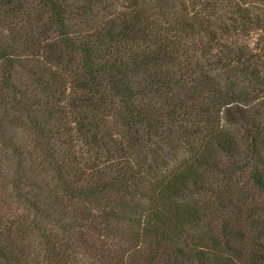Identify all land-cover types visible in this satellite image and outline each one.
<instances>
[{
    "label": "trees",
    "instance_id": "16d2710c",
    "mask_svg": "<svg viewBox=\"0 0 264 264\" xmlns=\"http://www.w3.org/2000/svg\"><path fill=\"white\" fill-rule=\"evenodd\" d=\"M259 2L0 0V264H264Z\"/></svg>",
    "mask_w": 264,
    "mask_h": 264
},
{
    "label": "rangeland",
    "instance_id": "374dc122",
    "mask_svg": "<svg viewBox=\"0 0 264 264\" xmlns=\"http://www.w3.org/2000/svg\"><path fill=\"white\" fill-rule=\"evenodd\" d=\"M259 7H263L264 8V2L263 3H257ZM259 36H260V32H255L251 35V38L249 40L248 46L250 48H255L256 44L259 42ZM32 259H34L33 257H31ZM30 258V259H31ZM35 264V263H34Z\"/></svg>",
    "mask_w": 264,
    "mask_h": 264
}]
</instances>
